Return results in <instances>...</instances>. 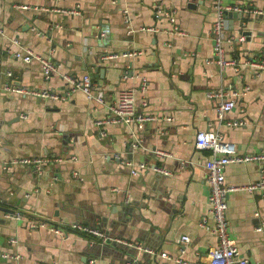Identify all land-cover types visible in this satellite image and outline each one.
I'll return each mask as SVG.
<instances>
[{
    "label": "crops",
    "instance_id": "0c3cea01",
    "mask_svg": "<svg viewBox=\"0 0 264 264\" xmlns=\"http://www.w3.org/2000/svg\"><path fill=\"white\" fill-rule=\"evenodd\" d=\"M222 3L264 11V0ZM225 18L222 46L232 64L220 70L213 62L211 0H0V209L12 211L0 210V264H173L177 256L208 264L216 238L199 222L205 216L212 223L203 166L210 153L194 145L197 131L218 124V100L207 92H238L216 129L239 156L264 151V69L257 66L264 64V14ZM21 48L50 59L56 72L44 79L37 60L12 56ZM131 52L140 54L121 56ZM85 74L104 92L103 105L79 91L56 100L4 89L59 94L70 86L65 77ZM142 80L147 87L139 93ZM127 89L134 90L135 110L152 117L132 127L134 147L131 128L95 124ZM238 119L242 126L225 125ZM34 157L62 161L40 172L2 168ZM141 163L145 169L131 175ZM260 176L264 160L231 163L224 184L244 187ZM226 206L228 238L248 264H264L261 191H231ZM57 222L67 228L63 237L47 228ZM73 224L97 229L104 240L69 230ZM182 235L188 243L179 241Z\"/></svg>",
    "mask_w": 264,
    "mask_h": 264
},
{
    "label": "built area",
    "instance_id": "2783aa9c",
    "mask_svg": "<svg viewBox=\"0 0 264 264\" xmlns=\"http://www.w3.org/2000/svg\"><path fill=\"white\" fill-rule=\"evenodd\" d=\"M211 3L215 11V20L213 21L210 30V37L212 40V52L214 56L213 62L220 70H222L225 65L232 64V62L227 63L225 61L224 50L222 46V43L224 41V31L226 30V13L237 12L241 15H246L249 13L254 15H260L264 14V11H250L246 8H241L235 5H224L222 3V0H211ZM19 7L21 9H28V7L24 5ZM164 15L165 18L173 24V15L170 13H164ZM125 19L127 18L125 17ZM173 29L174 31H178L177 26H173ZM142 30L155 32L156 28H146ZM242 39L243 36H240L238 38V40ZM139 54V52H131L124 53L121 56L135 57ZM12 56L21 59L24 63H28L32 59L37 60L41 67L42 76L46 80L49 79L50 76L56 72V66L50 59L36 55L28 49L21 48L19 50H16L12 52ZM110 56L111 55H109L108 57ZM257 66L261 69H264V64L261 66ZM7 75L9 76V73H7ZM64 79L70 86L66 91L59 94L48 91L38 92L25 88H15L8 86L7 84H4V89L18 94L31 95L40 98H51L56 100H65L73 92L79 91L84 94L87 100L93 101L98 105L104 104V92L99 87H97V85L92 81V79L88 75L85 74L73 79L65 77ZM146 87V82L142 80L138 85L137 90L139 93H144L146 91ZM133 93L134 90L132 89L120 91L115 101L107 106V115L105 116V118L95 122L97 126L106 124H116L124 125L128 128H131L130 136L133 138L132 147L136 145L135 133L132 127H135V129H140L144 122L152 120L151 116L138 113L135 110ZM206 96L208 98L218 100L215 106V119L216 121H218V124L215 125V130L207 129L203 131H197L194 137V145L197 149L206 150L210 153V158L204 163L203 166L206 169V181L209 187V194L207 198V213L210 216L212 223L209 224L205 216L202 217L199 222L200 227L204 229V231L215 236L216 238L215 246L210 248L207 252L208 264H248L247 260L244 257L240 256L238 249L227 236V223L225 218V210L227 207L226 197L229 192L237 189H244L249 192H252L253 190L257 189L261 191V196L264 198V178L263 176H260V179L258 181L244 187H228L224 184V169L228 164L231 163L259 162L261 160H264V151L260 154L239 156L235 153L234 146L224 140L223 135L219 132L218 129H216L217 126H219V123L222 122L224 115L234 107L238 92L232 90L217 89L215 91L207 92ZM243 124L244 122L241 119L225 122L226 126L232 127L242 126ZM98 136L103 137L104 130H100V132H98ZM70 159L74 160L73 157H71ZM61 161V158L49 157L20 158L13 159L7 163H3L2 168L8 169L13 166H32L37 172H40L41 168L45 164H49L51 162L59 163ZM125 165L129 166L130 163L125 162ZM143 169H145V165L141 163L138 165L137 169H130V174L134 175L137 173V171ZM155 170L162 172L158 169ZM16 217L20 218V215L16 214ZM28 224L30 227L44 226L43 223H37L31 220H28ZM62 226L63 225L61 222H57L47 225V228L54 235L63 237L67 232V228H64ZM68 228L69 230L91 234L100 237V239L104 240L103 234H101L97 229L89 228L78 224L70 225ZM256 230L258 231L260 229L257 227ZM179 241L182 243H188L189 238L185 235H182L180 236ZM159 256L164 260L171 259V257H169L165 252H160ZM0 257H5V255L0 253ZM171 260L173 261V264H191L189 261L181 258L180 256H177Z\"/></svg>",
    "mask_w": 264,
    "mask_h": 264
},
{
    "label": "water",
    "instance_id": "95a60500",
    "mask_svg": "<svg viewBox=\"0 0 264 264\" xmlns=\"http://www.w3.org/2000/svg\"><path fill=\"white\" fill-rule=\"evenodd\" d=\"M236 14H237V13H235V12H227V13H226V16H227V17H235ZM100 72H101V71H100ZM0 210L3 211V212H5V213L12 214V211H8V210H6V209H0ZM108 242H109V239H106V240H105V243H108Z\"/></svg>",
    "mask_w": 264,
    "mask_h": 264
},
{
    "label": "trees",
    "instance_id": "16d2710c",
    "mask_svg": "<svg viewBox=\"0 0 264 264\" xmlns=\"http://www.w3.org/2000/svg\"><path fill=\"white\" fill-rule=\"evenodd\" d=\"M85 235V234H84Z\"/></svg>",
    "mask_w": 264,
    "mask_h": 264
}]
</instances>
